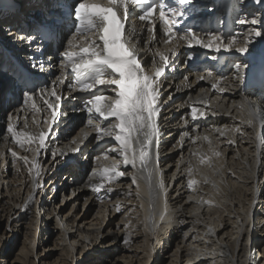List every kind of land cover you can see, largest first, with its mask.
I'll return each mask as SVG.
<instances>
[{
	"label": "bare ground",
	"instance_id": "6f19581e",
	"mask_svg": "<svg viewBox=\"0 0 264 264\" xmlns=\"http://www.w3.org/2000/svg\"><path fill=\"white\" fill-rule=\"evenodd\" d=\"M1 2L2 0H0V40L8 38L5 25H7L12 11V8ZM12 7H18V9L11 22H13V25L20 26L25 21L23 17L39 11L41 5L37 4L35 0H16ZM239 10H241V7L238 4L236 11ZM251 13H254L258 20H260L259 15L262 14L264 17V0H260L257 9L252 8ZM199 19L202 20L203 18L199 16ZM248 26L243 25L244 35L237 46H242L245 41L251 40L252 37L248 33L256 29L255 27L246 28ZM258 27L264 29V18L260 20ZM204 28L207 27H201L197 31H210L208 28L202 30ZM201 35H204V33H201ZM247 35L250 37H247ZM258 54L262 55L258 56ZM204 58L205 56L202 55L201 59ZM146 60L149 61V56L146 57ZM237 61L248 65L247 72L241 70L237 75L236 72L232 71L231 65ZM258 63L259 65H257ZM262 64L263 71L261 74H255L256 77L254 75L252 79L251 84L254 86L250 88L248 86V92H244L250 101L261 107L262 115L259 114V121L255 116H248L245 121H240L235 108L241 110V104H236L241 97L235 92L242 78L248 75L251 76L256 71L254 69ZM204 67L207 70H213L211 79H197L199 75L205 74L204 71H188L182 66V62L176 69L168 71L170 69L168 68L164 77H162L164 81V87L161 89L164 93L162 99L169 94L172 96V99L164 105L158 121L162 123L161 132L163 133L159 143L161 156L159 167L163 170L167 196L165 207L160 214L155 215L151 220L150 210L158 198L153 197L154 189L150 190L147 173L144 170L134 171L129 165L125 166L120 159L114 156L111 168L114 165L117 166L118 171L126 173L124 177L117 176L111 183H108L100 174L92 175L90 169L96 164L93 157L103 153L108 146L98 147L95 136L80 145V140L84 139V136L78 135L79 141L77 144L80 145L81 152L72 155V149L78 145L76 146V143H73L71 139L81 128V124H77V122L85 113L82 112L81 102L67 99L63 106V112L66 116L62 115L60 117L59 127L50 135L51 140L46 142L47 150H43L39 156L34 150V144L29 145L26 143L21 147L16 143L11 134L5 130L8 123L6 119L7 110L4 109L5 94L10 99L11 79L10 76L1 71L0 66V178H2L1 174H5V178L10 179V181L16 182V180H19L20 188L25 191V194L22 191L21 199H19L20 195L11 198L0 196V214L5 215V222L11 216L16 215L19 210V206L14 209L10 202L20 204L24 201L25 206L30 200L33 190H38L41 182L44 184L47 180H50L52 174L55 176L63 174L66 179L62 185V191L70 190L73 192L78 189L80 193L75 197V200L86 197L85 204L88 201L100 204L95 218H90L91 220L83 217L76 221V216L79 213L76 212L65 221L66 228L64 225V231L61 233L60 239L65 241L64 237L66 236L70 240V248L74 247L73 242H80L83 246V240L85 239L90 240L92 243L96 242L99 229H94L91 226L98 225V228L102 226L106 220L104 213L109 207V203L116 195L118 198L121 197L119 196L120 186L129 185L132 187L131 191L134 192V194L132 192V196L135 198L133 200L137 199L140 208H135L138 210H133V213L139 212V218H133L130 214H127V219L123 217L121 221H125L126 227L117 233L111 234L110 242H108L109 244L114 243L115 247L118 246V252H122V250L123 252L118 254L115 251L103 249L98 256V258H101L100 264H134V258L137 257L140 248H143L142 250L147 253V257H143V261L147 262L152 256L153 241L162 243L163 240L166 244L165 249L172 253L173 260L171 264H251L257 262L259 258L258 263L264 264V257L261 258V256H264V240L257 239V232L255 231L262 226V231H264V103L258 99L264 92V37L257 38L246 54L231 58L226 56L221 62H214L212 65L207 64ZM185 74L188 77L187 80L183 79ZM217 80H219V83L221 81L231 83L227 95H222L224 98L222 113H208V115H213L212 119L193 121L190 115L192 100L203 98L204 102H207L208 98L205 97H209L210 90H212L210 83H215ZM204 88L207 89L204 93L205 97L199 94L196 98L191 97L199 89ZM12 89L16 90L17 87L13 86ZM106 95H111V91H106ZM186 95L191 97L190 100L186 99ZM10 101L11 99L8 102L9 104ZM36 101L38 105L43 107L44 104L41 99ZM23 109L24 107L20 105L16 106L15 104L13 106L14 115L12 117L17 120V130L30 132L35 136L37 130L31 127L30 122L27 123V129H23L24 121L18 117L20 110ZM27 110L25 108V111ZM184 120H187L188 123L185 124ZM248 120L252 121V127L249 126ZM220 123L224 125V127L219 128L225 131L224 136H221L219 131L210 129L213 124ZM200 124L203 127L197 128V125ZM208 127L209 130L206 134H195L208 129ZM237 127L241 129L240 132L234 131ZM180 130L188 131L192 136H199L201 139L194 140L191 137H185L181 146L178 144L179 140L176 141V136H178ZM204 136L208 137L207 141L202 138ZM230 140H235V144H230ZM209 141L212 142L211 147L219 151L221 156L212 155ZM193 145H196L199 149L196 151L192 148ZM53 150L57 152L55 157L51 155ZM62 151L71 154L69 162L66 161V156L61 157L59 155ZM12 152H16L17 155L13 157ZM200 152L201 156L195 162V158ZM110 153L116 155L114 151L110 150ZM24 156H27L29 161L35 158L38 166H40L39 175H37L36 168H33L31 172L29 171L32 166L25 164L20 159ZM201 157H209L210 159L201 164ZM10 158H13L12 162L16 167L13 173L8 166ZM21 163H23L22 167L20 166ZM18 167H21L20 173ZM189 167L192 169L191 174L188 172ZM132 174L138 177L139 195L136 194V185L132 184ZM189 179L197 180V184L192 189L187 187ZM205 180L208 182L206 183ZM102 182L105 183V189L97 191L95 186ZM53 183L50 181L47 186V188L53 186L51 193L56 186ZM125 192H130V190L125 189ZM189 196L192 197L191 200H188ZM128 198L123 199L128 200ZM54 203V195L51 196V199L42 197L38 207L49 208L54 206ZM118 205L113 206L112 216L117 214L115 211ZM119 210H121V207ZM28 211L29 214L33 213L34 208H29ZM127 212L128 209L125 213ZM22 218V214L17 219L13 218L10 225L15 226L21 222ZM75 222L76 225H74ZM30 224L33 225L34 232L38 226L40 233H44L48 222L45 216L39 222L37 215L34 214L29 222ZM111 225L112 221H108L102 233L109 234ZM67 226L70 229L75 227L73 232L71 230L67 231ZM209 227L214 229V234L208 232ZM74 232H77L79 239H75L76 234L74 235ZM26 235V239L33 245L31 239ZM89 235H92L91 239L88 238ZM136 241L141 242L142 245H138ZM98 243L99 247L104 246L102 241H98L96 244ZM80 254L78 257H80ZM102 255L108 258L106 259ZM143 261L139 260V264H144ZM8 264L12 263L8 261ZM32 264H34L33 260Z\"/></svg>",
	"mask_w": 264,
	"mask_h": 264
},
{
	"label": "snow or ice",
	"instance_id": "6c2138e0",
	"mask_svg": "<svg viewBox=\"0 0 264 264\" xmlns=\"http://www.w3.org/2000/svg\"><path fill=\"white\" fill-rule=\"evenodd\" d=\"M146 2L147 0H107V3L103 4L97 2V0H79L74 12L77 26L71 37L66 40L64 49L60 54L61 60L64 61L59 64V68L62 70L60 75L50 82L53 85L50 88L48 85H44L37 91H29L23 102L28 110L37 113L41 109L37 106L35 99L39 98L43 101L44 109L49 117L44 121L48 128H41L33 136L30 132L18 131L17 120L10 116L5 130L11 134L21 147L27 143L29 145L34 144V150L37 153H40L41 150H47L46 139L51 140L50 132L56 129L60 121L58 110H60V115H63L62 96L58 94V89L54 85L65 83L64 76L70 68L71 73L76 75L75 81L79 84L80 89L89 93V98L82 102V110L87 113V125L92 126L96 133L95 141L97 145L104 138H112L118 143L119 147L110 150L118 152L122 156V163L125 166L131 165L133 169L146 170L149 188L150 190L154 189L153 197L166 198L167 189L163 178V170L159 167V143L163 134L161 132L162 123L158 122L164 105L172 99L171 94L162 99L164 96L161 91L164 87L162 77H164L166 70L174 67L177 56H182V66L188 71H204L205 74L199 75L197 79H211L213 73L204 67L205 60L201 59L202 55L212 60H216L221 54L228 52H238L244 55L257 38L264 37V29L258 27L260 20L257 19V16L251 18L241 16L236 21L238 24L247 25L250 23L255 26L256 30L254 33H248L252 37L251 40L245 41L242 46H237L236 35L239 33H235L226 39L218 32H200L192 28L186 31L179 30L178 25L185 19V12L170 6H167V11H165V5L160 3V0H154L139 15L140 21L148 22L151 25L148 29L149 36H152L156 28L153 16L158 12L157 19L161 22L163 26L162 34L166 37L164 43L178 44L179 41H184L186 50L177 53L175 48L169 49L172 53L171 59L165 52L157 51L153 55L152 67L154 71H147L146 66L142 64L141 51L135 47L132 41L136 29L129 20L130 6ZM255 2L259 4L260 0H255ZM179 3L181 5H194L195 0H179ZM208 10L215 11V7L209 6ZM59 25L60 20L53 18L51 24L46 25L48 33L56 36ZM128 26L132 27V31L125 35ZM178 33L180 34L179 40L175 39ZM201 33H204V35H201ZM77 35L85 41L84 44L79 46L78 51L74 50V41L77 39ZM19 38L27 43H31L35 39L34 36L28 35H21ZM36 48L43 51L40 44H37ZM201 49L204 51L201 52ZM208 53L212 55L208 56ZM157 56L160 63L158 67L156 66ZM47 59L51 63V57ZM31 67L38 72L45 71L43 63L33 62ZM231 68L239 75L241 70L247 72L248 65L237 61L231 65ZM20 78L23 80V87L27 88L29 85L28 78L23 73H21ZM187 78L185 74L183 79L187 80ZM218 84L219 80L213 83L212 87L223 93L226 89L223 87L218 88ZM75 90L76 84H72L70 91ZM102 91H111L113 95L102 94ZM66 98L68 97L65 96L64 99ZM190 115L192 120L196 121L206 119L208 114L196 107H191ZM94 117L108 123L101 127L100 124L94 123ZM34 123L39 125L40 121L34 118ZM184 123L187 124L188 121L184 120ZM248 123L251 124L252 121L249 120ZM23 127L27 128L26 121ZM216 131H219L221 136L225 135L224 130L216 129ZM234 131L240 132L241 129L237 127ZM88 135V133H85L84 139ZM185 137H191L194 140L201 139L199 136H192L188 131H184L179 137L178 144L182 146ZM202 138L208 140L207 136ZM84 139L80 140V145L84 144ZM73 143H76V141L73 140ZM229 143L234 145L235 140H230ZM211 144L212 142L209 141L212 155L221 156V153L211 147ZM80 145L72 149V155L81 152ZM11 155L15 157L17 153L12 152ZM51 155L55 157L57 152L53 150ZM59 155L64 157L65 153L60 152ZM20 159L25 164L32 166L29 168L30 172L33 168H36L37 175H39L40 169L35 158L32 161H29L27 156L20 157ZM100 159L101 156L99 155L93 157L94 162ZM208 159L210 158L201 157L200 163H206ZM188 172L191 174V167L188 168ZM95 174H100L108 183H111L117 176L124 177L126 175L124 171H118L115 165L111 169L108 167L103 168L102 172L93 169L92 175ZM131 180L132 184L136 185V194L139 195L138 177L132 174ZM205 182L208 181L205 180ZM196 184L197 180L189 179L187 187L192 189ZM95 187L97 191L105 189V183H99ZM191 199L192 197L189 196L188 200ZM208 232L214 234V229L209 227Z\"/></svg>",
	"mask_w": 264,
	"mask_h": 264
},
{
	"label": "rangeland",
	"instance_id": "374dc122",
	"mask_svg": "<svg viewBox=\"0 0 264 264\" xmlns=\"http://www.w3.org/2000/svg\"><path fill=\"white\" fill-rule=\"evenodd\" d=\"M263 18L264 17L262 14L259 15L260 20H263ZM12 161L13 158H10L8 162V166L9 169H11V172L13 173L16 167L14 165V162ZM20 166L22 167L23 163H21ZM21 167H18L19 173ZM1 176L2 178H0V196L3 195V196H7V198H11L12 196L17 197L18 195H20L19 199H21L23 190L22 188H20L18 182L19 180L13 182L10 181V179H6L5 174L3 175L1 174ZM56 176L52 174L50 180H47L44 184L41 182L42 184L41 183L39 184V189L38 190L35 189V191L33 190V194L31 198H29L30 200L27 202L25 206H24V201H22V203L20 204H18V202L14 204L10 202V204L12 205V207H14V209H16L19 206V210L17 211L16 215H13L10 218H8L7 222H5V215L0 214V264H8V261L12 264H32V260L34 264H66V263L100 264L101 258H98V256L100 252L103 251V249L115 251V253L117 252L118 254H121L123 252V250L122 252H118L119 247L118 246L115 247L114 243L109 244L108 242H110L111 234L117 233L126 227L125 221H121L123 217H126L127 214H130L131 217L133 218H137V219L139 218L138 216L139 212L133 213V210L134 211L138 210L135 208H140V207L139 204H137L136 201L137 199L135 201L133 200L135 198L134 196H132V192H133L131 191L132 187H130L129 185L128 186L125 185L123 187L120 186L121 192H119V196H121L122 198L121 197L118 198V196L116 195L111 201V203H109V207L107 206L108 208L104 213L106 220L103 222L102 226L100 228H98V225L91 226L94 229H99V233L97 234V240L95 243H92L90 242V240L85 239L83 240L84 241L83 246L81 245L80 242H73L74 247L70 248L69 246L70 240L67 239L66 236L64 237L65 241L64 240L61 241L60 239L61 233L64 231L63 229L64 225L66 228L65 221L68 220V218H70L76 212H79L78 215L76 216V221L83 217L86 218L87 220H91L92 218H95L96 213L99 210L100 204L98 202H91V201H88L85 204L86 197L75 200V197H77L78 193H80V190L76 189L73 192H71L70 190L62 191V187H63L62 185L66 178L63 176V174L57 177ZM50 181L54 182L53 184H56V186L54 187L55 188L54 191L52 190V193H51V188L53 186L51 185L49 188H47ZM125 189L130 190V192H127L128 193L127 194L125 192ZM23 194H25V191H23ZM52 195H54V202H55L54 206H51L49 208L38 207L42 197H46V198L49 197V199H51ZM123 198H128V200H125ZM115 204L116 205L119 204L117 210L120 207L121 210H119L118 212L116 210L115 212L117 214L112 216L111 212ZM29 208L31 209L34 208L33 213L29 214L28 211ZM125 209L126 210L128 209L127 213H125L126 211ZM21 214L23 215V218L21 219L20 222L22 223V225H20V223H17L18 224V225L16 224L17 226L16 225L13 226L12 224L10 225V221L13 218L17 219V217ZM34 214L35 216L37 215L39 222H41L42 217L45 216L47 218L48 224L46 226V229L44 230V233H40V228H38V226L36 227L34 232L33 225L31 224L29 225V222L30 220H32ZM108 221H112L111 231L109 234H103L102 230ZM76 224L77 223L75 222L74 225ZM262 227H259L257 230H255L257 232V239L259 240H264V231H262L263 230ZM74 228L75 227L70 229L67 226V231L71 230L73 232ZM25 235L28 236L29 239H31L33 245L29 243ZM74 235L76 236L75 239H79V235H77V232H74ZM91 236L89 235L88 238L91 239L92 238ZM139 239L141 240V238ZM98 241H102L104 243V246L99 247L98 246L99 243L96 244ZM136 242L138 245H142L141 242L138 241ZM164 242H165L164 240L162 241V243L153 241V245H152L153 251L151 254L152 256L150 259H148L147 262L143 261L144 258L147 257V253L145 252V250H142L143 248H140L138 250L137 257L134 258L135 260L133 261V263L139 264V260H142L144 264H152V263L171 264L173 260V256L171 255L172 254L171 252H168V250L165 249L166 244ZM79 254L80 257H78ZM102 257H104V255H102ZM262 257L264 256H261V258ZM63 260L66 261L63 262ZM259 260L260 258L258 259V261ZM258 261L253 262L251 264H260L258 263Z\"/></svg>",
	"mask_w": 264,
	"mask_h": 264
}]
</instances>
